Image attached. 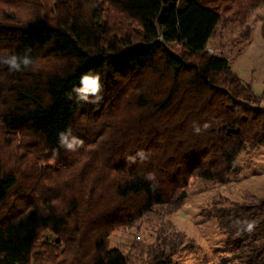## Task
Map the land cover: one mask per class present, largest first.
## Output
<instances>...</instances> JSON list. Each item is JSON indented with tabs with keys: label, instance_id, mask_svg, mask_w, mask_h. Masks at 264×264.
<instances>
[{
	"label": "trees",
	"instance_id": "obj_1",
	"mask_svg": "<svg viewBox=\"0 0 264 264\" xmlns=\"http://www.w3.org/2000/svg\"><path fill=\"white\" fill-rule=\"evenodd\" d=\"M53 1L29 17L7 2L0 10V56L30 48L36 65L0 64V140L21 135L33 153L23 169L0 161V264H134L111 244L115 231L179 208L194 177L227 183L240 153L264 144V95L206 52L223 5L244 0ZM90 72L103 84L95 104L72 92ZM68 128L84 141L75 152L59 146ZM140 151L147 158L129 164ZM211 213L228 253L264 264V197ZM142 251L139 264H171L178 252Z\"/></svg>",
	"mask_w": 264,
	"mask_h": 264
},
{
	"label": "rangeland",
	"instance_id": "obj_2",
	"mask_svg": "<svg viewBox=\"0 0 264 264\" xmlns=\"http://www.w3.org/2000/svg\"><path fill=\"white\" fill-rule=\"evenodd\" d=\"M6 2L8 7L12 4L10 8H15L14 13L18 17L32 16L38 7L46 6L49 10L56 7L53 0H0V10H3L2 6L8 9ZM245 3L248 2L244 0L241 4L235 1L223 5V8L231 9L223 13V20L210 38L206 52L226 57L232 71L257 95L263 96L264 38L261 28L264 6L252 12L247 5L241 9ZM239 8L241 12L237 14ZM113 16L114 13L106 15L114 20L117 16ZM127 28L133 38H137V27L130 24ZM171 47L176 52L182 50L179 44ZM32 155L21 135H17L12 145L0 140V161L10 167L25 168V161H30ZM188 192L189 197L179 208L164 210L166 214L159 215L160 218L152 214L150 222H142L134 228L115 231L110 238L111 244L131 253L134 264L143 263L147 257L142 250L158 244L167 250L177 247L178 252L172 257L171 264H244L227 252L226 231L211 212L214 206L255 202L264 197V144L248 145L240 153L227 183L217 184L194 177ZM135 241H140L139 248L133 247Z\"/></svg>",
	"mask_w": 264,
	"mask_h": 264
},
{
	"label": "clouds",
	"instance_id": "obj_3",
	"mask_svg": "<svg viewBox=\"0 0 264 264\" xmlns=\"http://www.w3.org/2000/svg\"><path fill=\"white\" fill-rule=\"evenodd\" d=\"M30 48L25 49L22 54L10 53L5 56H0V64L7 66L9 72H20L27 69H35V61L31 55ZM103 84L99 73H86L81 76L79 86H75L72 92L76 97L84 102L99 103L102 100ZM71 93L69 98H71ZM58 142L61 148L67 151H77L84 145V141L75 136L71 128L65 129L58 133ZM137 157L141 161L145 160L146 154L143 151L137 152L136 156H129L127 160L129 164L136 163ZM148 180H155L154 173H149L146 177ZM251 227V225H249Z\"/></svg>",
	"mask_w": 264,
	"mask_h": 264
}]
</instances>
